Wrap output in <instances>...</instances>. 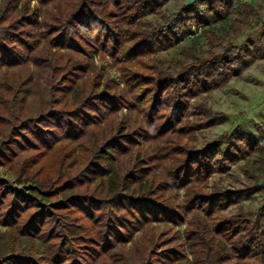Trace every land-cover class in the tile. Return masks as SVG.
<instances>
[{"label": "trees", "instance_id": "trees-1", "mask_svg": "<svg viewBox=\"0 0 264 264\" xmlns=\"http://www.w3.org/2000/svg\"><path fill=\"white\" fill-rule=\"evenodd\" d=\"M32 1L0 0V166L39 176L28 194L0 176V264H264V200L243 206L264 189L253 174L264 145L238 127L198 145L227 121L204 95L250 61L230 42L208 58L183 47L174 66L152 56L229 15L213 39L239 37L260 7L196 0L168 14L167 0ZM235 163L246 186L209 182ZM154 223L164 226L156 236Z\"/></svg>", "mask_w": 264, "mask_h": 264}, {"label": "rangeland", "instance_id": "rangeland-1", "mask_svg": "<svg viewBox=\"0 0 264 264\" xmlns=\"http://www.w3.org/2000/svg\"><path fill=\"white\" fill-rule=\"evenodd\" d=\"M233 7L241 1H248L255 7H260V18H252L253 26L244 31L239 37H229L224 40L221 45L213 39L212 33L219 36L226 28L228 21L232 20V16H227L224 21L208 26V29L192 28L193 33L186 35V37L179 43L164 48L156 47L155 52L152 54L158 61H162L165 65L174 66L178 63L181 57V48H191L196 55L203 58H208L212 53H217L221 50V46L230 42L238 45L243 49L248 60L250 61L247 68H245L240 75L230 79L225 85L216 90L204 95L207 105L214 111L223 113L227 117V121L216 125L212 128L203 129L198 136V145H205L210 141L217 138H224L230 134L235 127H238L243 132L257 140L259 144L264 145V36L262 31L258 30L259 24L264 20V0H231ZM35 1H32L34 4ZM186 4V0H167L163 5V9L169 14L176 12ZM151 21L156 18L153 15L147 17ZM94 65L99 68L102 62L97 55L93 56ZM105 71L111 76L119 87H123L121 75L111 58L107 57L103 63ZM100 71V70H99ZM101 72V71H100ZM203 99H199V102ZM126 112L125 109L122 110ZM31 152L23 151L22 156L30 157ZM36 167H32L30 171L24 173L21 177L17 178L12 171L7 170L5 167L0 166V176L8 181L15 190L24 194L29 193V188L33 186L34 181L39 178H34ZM253 174L257 177V185L264 188V170H254ZM36 176V175H35ZM220 179V185L223 189L234 190L246 186L247 181L240 169V163L229 165L220 175L215 174L209 177V182L212 180ZM210 184V183H209ZM182 191L180 192V197ZM181 199V198H180ZM264 200V189L260 193H256L250 200L243 203L245 210H255L262 204ZM162 224H152V232L156 236L160 230L163 229ZM172 230H182L183 225L179 227H172ZM3 231L4 228L0 227ZM139 240V245L145 247L147 239L139 233L136 235ZM130 259L134 260L132 256L133 248L131 243ZM186 255L191 259L186 251Z\"/></svg>", "mask_w": 264, "mask_h": 264}, {"label": "water", "instance_id": "water-1", "mask_svg": "<svg viewBox=\"0 0 264 264\" xmlns=\"http://www.w3.org/2000/svg\"><path fill=\"white\" fill-rule=\"evenodd\" d=\"M196 0H186V4L184 6H189L193 4Z\"/></svg>", "mask_w": 264, "mask_h": 264}]
</instances>
